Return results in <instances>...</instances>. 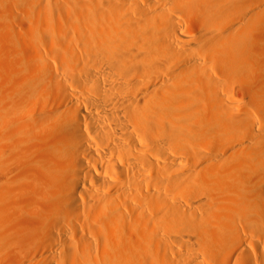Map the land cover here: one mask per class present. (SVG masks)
<instances>
[{"label":"bare ground","instance_id":"bare-ground-1","mask_svg":"<svg viewBox=\"0 0 264 264\" xmlns=\"http://www.w3.org/2000/svg\"><path fill=\"white\" fill-rule=\"evenodd\" d=\"M0 264H264V0H0Z\"/></svg>","mask_w":264,"mask_h":264},{"label":"rangeland","instance_id":"rangeland-1","mask_svg":"<svg viewBox=\"0 0 264 264\" xmlns=\"http://www.w3.org/2000/svg\"><path fill=\"white\" fill-rule=\"evenodd\" d=\"M78 88H77V91H81L80 93H81V95L83 96H87L88 95V93H87V91H88V89H87V87L85 86V84L84 85H82L81 84V86L79 85V86H77ZM80 87V88H79ZM86 90H84V89ZM50 88H48L47 86H46V88H45V92H46V94H49V93H51L52 95L54 94V92H52V90H49ZM85 91V92H84ZM85 93V94H84ZM87 94V95H86ZM39 96V95H38Z\"/></svg>","mask_w":264,"mask_h":264}]
</instances>
